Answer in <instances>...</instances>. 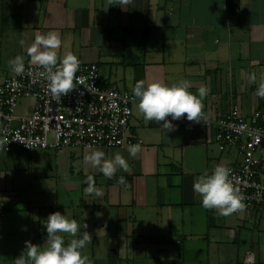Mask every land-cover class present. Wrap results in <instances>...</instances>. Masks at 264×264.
I'll return each instance as SVG.
<instances>
[{
  "label": "crops",
  "instance_id": "obj_1",
  "mask_svg": "<svg viewBox=\"0 0 264 264\" xmlns=\"http://www.w3.org/2000/svg\"><path fill=\"white\" fill-rule=\"evenodd\" d=\"M49 31L60 34L58 56L97 62L103 84L133 95L130 127L142 150L136 157L125 146L103 145L0 151V264H15L25 241L46 246L47 217L57 210L87 225L77 237L89 232L84 251L92 264H264V209L221 216L193 191L205 169L238 159L235 147L218 149L213 131L232 103L243 114L260 109L264 124V98L256 95L264 79V0H239L235 9L227 0H132L124 10L110 0H0V83L9 60L22 55L30 63L27 48ZM140 79H186L193 93L206 85L204 120H175L171 132L145 121L132 91ZM26 99L29 114L33 99ZM93 149L122 154L130 170L105 177L84 161ZM88 175L102 197L84 192Z\"/></svg>",
  "mask_w": 264,
  "mask_h": 264
},
{
  "label": "built area",
  "instance_id": "obj_2",
  "mask_svg": "<svg viewBox=\"0 0 264 264\" xmlns=\"http://www.w3.org/2000/svg\"><path fill=\"white\" fill-rule=\"evenodd\" d=\"M42 71L40 66L25 62L22 74L10 69L0 83V129L6 130L0 133V140L8 141L0 151L142 144L130 127L133 95L103 84L97 62H81L76 76L85 85L77 84L59 100L50 95ZM22 98L33 99L29 114L16 112ZM262 117L260 109L243 114L234 102L214 121L213 131L220 151L237 149V161L227 165L243 203L264 209V158L259 156L264 145Z\"/></svg>",
  "mask_w": 264,
  "mask_h": 264
},
{
  "label": "clouds",
  "instance_id": "obj_3",
  "mask_svg": "<svg viewBox=\"0 0 264 264\" xmlns=\"http://www.w3.org/2000/svg\"><path fill=\"white\" fill-rule=\"evenodd\" d=\"M132 0H110V5H117L122 10L126 9ZM21 45L24 41H20ZM62 40L56 31L37 34L34 42L27 48L30 63L40 66V73L47 80L50 95L59 100L62 95L68 94L78 85H85L84 81L76 76L80 69L81 60L72 52H67L62 57L58 56V49ZM59 61V62H58ZM11 71L22 74L25 71V60L22 55H17L8 62ZM75 81V83H74ZM249 83H255L257 77L254 73L248 75ZM190 81L184 79L179 82L166 84L160 80L147 82L138 80L132 91L139 98L137 108L145 121H156L162 124L164 131L175 130L173 121L186 118L188 121L199 122L204 120L202 99L208 94V87L201 85L196 93L189 89ZM256 95L264 98V79L260 80ZM186 114V115H185ZM171 117V119H168ZM6 130L0 129V133ZM8 141L0 140V146ZM28 146V145H27ZM141 144H130L127 147L129 156L136 157L141 152ZM86 164L98 169L107 178H112L118 169L129 171L128 160L120 153L113 157H106L102 149H93L84 156ZM232 169L227 164H217L211 172L205 169L193 182V191L201 197L205 209H216L221 216H228L245 207L243 197L234 187L230 179ZM122 179V178H121ZM84 192L88 195L102 197L103 191L96 186L93 175L85 179ZM47 237L46 246L25 241V249L15 258V264H92L85 253L90 235L85 231L82 237H77L81 225L74 218H69L61 211L50 213L45 224ZM66 237H71L67 242Z\"/></svg>",
  "mask_w": 264,
  "mask_h": 264
},
{
  "label": "rangeland",
  "instance_id": "obj_4",
  "mask_svg": "<svg viewBox=\"0 0 264 264\" xmlns=\"http://www.w3.org/2000/svg\"><path fill=\"white\" fill-rule=\"evenodd\" d=\"M31 100L29 99H26V100H19V103H18V107H17V110L16 112L20 115L22 114H25L27 113V111L29 110V107L31 105Z\"/></svg>",
  "mask_w": 264,
  "mask_h": 264
},
{
  "label": "trees",
  "instance_id": "obj_5",
  "mask_svg": "<svg viewBox=\"0 0 264 264\" xmlns=\"http://www.w3.org/2000/svg\"><path fill=\"white\" fill-rule=\"evenodd\" d=\"M227 3L230 4L232 9H235L238 6L239 0H227Z\"/></svg>",
  "mask_w": 264,
  "mask_h": 264
}]
</instances>
